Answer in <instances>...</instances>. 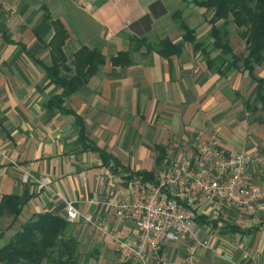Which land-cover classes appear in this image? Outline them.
<instances>
[{
    "label": "crops",
    "instance_id": "crops-1",
    "mask_svg": "<svg viewBox=\"0 0 264 264\" xmlns=\"http://www.w3.org/2000/svg\"><path fill=\"white\" fill-rule=\"evenodd\" d=\"M3 1L18 14L10 18L0 0V197L23 199L21 222L46 211L66 218V204L74 202L81 214H101L115 226L108 204L130 192V180L112 173L98 153L84 151L77 119L46 108L62 92L37 63L50 62L52 20L61 21L69 34L64 47L69 63L83 46L106 58L87 87L66 101L83 119L90 142L133 172H150L156 170V146L217 139L231 152L252 156L249 181L264 193V103L257 83L241 64L227 72L221 61L217 67L224 74L209 69L203 50L195 52L191 43L170 59L147 51L164 38L183 39L174 19L181 11L211 58H218L222 51L212 50L205 22L210 14L184 6L183 0ZM132 37L145 40L131 45ZM231 44L243 58L245 42L234 37ZM135 45L129 66L112 63ZM224 57L233 62L230 54ZM256 75L264 78V64ZM220 218L216 228L200 224L197 229L206 240L197 264H264V197L253 214L231 207ZM71 225L81 241L80 261L97 262L110 252L119 258L111 239L83 220ZM119 232L129 237L136 229L129 222ZM164 253L181 261L187 247L172 243Z\"/></svg>",
    "mask_w": 264,
    "mask_h": 264
},
{
    "label": "trees",
    "instance_id": "trees-1",
    "mask_svg": "<svg viewBox=\"0 0 264 264\" xmlns=\"http://www.w3.org/2000/svg\"><path fill=\"white\" fill-rule=\"evenodd\" d=\"M184 6L198 7L203 10L205 22L210 27L209 38L213 40V51L221 50L223 55L211 58L203 41L198 39L197 29L191 28L182 18V12L174 15L183 32V39L173 43L169 38L160 40L154 48H147L148 53L156 51L160 56L170 59L174 55H180L185 43H191L194 51L203 50L209 69L224 74L222 67H217V60L226 65L228 71H233L242 65V71L247 72L257 83L261 102L264 103V78L256 75L258 66L264 64V0H183ZM49 19V17H47ZM55 35L50 47V62L37 60L54 84L61 89V93L49 99L46 108L49 111H59L65 115H73L77 119L79 127V139L85 152H96L100 155L104 165L111 172L121 175L126 181L142 179L150 184H157V172L160 169L169 147L156 146V170L133 172L130 168L121 164L105 149L90 142L83 119L70 107L66 101L69 97L86 88L89 81L105 64L106 58L99 50H90L83 46L74 55L72 62L64 51L69 34L61 21L52 20ZM234 26L238 37L246 44V54L239 58L234 53L231 44V28ZM145 38H131L138 46ZM138 46H131L127 52H121L112 58L116 66L126 67L132 63L131 53ZM224 54H230L233 60H227ZM226 72V73H227ZM25 202L18 195H4L0 197V218H11L10 224L0 232V243L8 233L13 231L8 241L0 245V264H81L79 247L81 241L71 231L72 225L66 218L54 214L52 211L36 213L25 222H21ZM222 221L220 217L208 221L205 216L198 219L199 224H211L215 228ZM228 226V225H227ZM132 264V263H125Z\"/></svg>",
    "mask_w": 264,
    "mask_h": 264
},
{
    "label": "built area",
    "instance_id": "built-area-1",
    "mask_svg": "<svg viewBox=\"0 0 264 264\" xmlns=\"http://www.w3.org/2000/svg\"><path fill=\"white\" fill-rule=\"evenodd\" d=\"M7 15L18 9L2 0ZM252 156L231 152L219 140L176 143L168 150L157 172V184L142 179L127 182L130 192L109 203L114 215L112 226L101 214H81L74 202L66 205V219L83 220L97 235L111 239L122 263L197 264L206 240L197 233L198 219L222 217L229 208L255 213L264 193L249 181L247 170ZM132 223L136 233L126 237L119 227ZM172 243H185L183 260L170 259L164 249Z\"/></svg>",
    "mask_w": 264,
    "mask_h": 264
},
{
    "label": "rangeland",
    "instance_id": "rangeland-1",
    "mask_svg": "<svg viewBox=\"0 0 264 264\" xmlns=\"http://www.w3.org/2000/svg\"><path fill=\"white\" fill-rule=\"evenodd\" d=\"M231 38L233 39L234 37H238L237 32H236V28L234 29V26L231 28ZM223 55V54H222ZM221 61L217 60V65H220ZM67 205V204H66ZM11 218H7V217H2L0 218V232L2 230H5L6 227L10 224ZM71 223V222H70ZM13 233V231L8 233L7 237L3 238V241L0 243V245H3L4 243H6L8 241V238L10 237L9 235ZM84 258H82L81 260V264H125L122 263L120 260V257L118 258V256H115L114 254L110 253H106V255L101 258L100 260H98L97 262H95L93 259L92 261L90 259H88L87 263L84 262ZM135 264V263H132Z\"/></svg>",
    "mask_w": 264,
    "mask_h": 264
}]
</instances>
